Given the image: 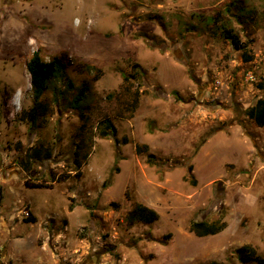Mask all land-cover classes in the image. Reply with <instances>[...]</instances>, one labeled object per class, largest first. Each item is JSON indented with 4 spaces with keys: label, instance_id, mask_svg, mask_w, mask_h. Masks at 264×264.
I'll list each match as a JSON object with an SVG mask.
<instances>
[{
    "label": "rangeland",
    "instance_id": "obj_1",
    "mask_svg": "<svg viewBox=\"0 0 264 264\" xmlns=\"http://www.w3.org/2000/svg\"><path fill=\"white\" fill-rule=\"evenodd\" d=\"M36 52L65 69L31 124ZM126 86L144 93L122 118ZM261 98L264 0H0L1 264H257L242 247L264 261V128L245 114ZM105 119L118 143L98 136ZM150 190L158 221L128 225ZM196 221L225 228L202 240Z\"/></svg>",
    "mask_w": 264,
    "mask_h": 264
},
{
    "label": "trees",
    "instance_id": "obj_2",
    "mask_svg": "<svg viewBox=\"0 0 264 264\" xmlns=\"http://www.w3.org/2000/svg\"><path fill=\"white\" fill-rule=\"evenodd\" d=\"M224 37L226 39H230L232 45L237 49L239 47V39L237 36L233 35L231 32H227ZM247 61H250L247 58ZM137 65H132L131 73L128 76L123 78V86L127 82H136L139 79L140 72L137 70ZM27 72L30 76V85L32 89V107L25 114L26 120L34 124L39 117H44L48 115V106L41 100L44 93L48 90L49 83L51 80L57 78L59 74L63 73L65 69L64 63L60 61V58H54L51 61H44L38 52L34 53L32 57L26 64ZM126 89L127 95L129 96V104L127 108V114H120L122 118L126 116H130V114L137 108L139 103L140 96L144 93V91H139L138 87L132 90L131 87H124ZM82 94V93H81ZM172 95L177 97V93L173 92ZM82 98V95L78 96L75 99L76 107H79V103ZM75 107V106H74ZM246 117L251 120L257 127L264 128V98H261L256 101V103L246 109L245 111ZM102 129L98 132V136L102 139L107 137H113L115 143H118L116 136V128L113 126V123L105 119L102 121ZM81 130L84 129L83 124L80 127ZM124 144H127L128 141L126 139L123 140ZM87 147V148H86ZM81 147H79L80 149ZM86 148V149H85ZM85 151L83 149V153L79 155V152L75 153V168L79 170L83 165L86 159H88L89 151L88 149L91 146H85ZM148 146L143 145H135V154L141 155L146 154V163L149 165H153L155 161V156L151 153H148ZM79 151V150H78ZM33 160H38V152L32 154ZM189 173L192 172V167L189 166L187 168ZM34 188H46L44 185H37ZM159 216L157 213L146 207L140 203H134L130 210L127 212L125 216V221L128 225L133 226L137 223L143 225H151L158 221ZM225 226L223 223L218 222H205V221H196L191 222L188 231L197 237H206V236H214L218 233H221L224 230ZM238 256H241L242 262L246 263L247 260L243 258H249V261L256 262L257 264H264V261L255 255V252L249 247H242L237 250Z\"/></svg>",
    "mask_w": 264,
    "mask_h": 264
},
{
    "label": "crops",
    "instance_id": "obj_3",
    "mask_svg": "<svg viewBox=\"0 0 264 264\" xmlns=\"http://www.w3.org/2000/svg\"><path fill=\"white\" fill-rule=\"evenodd\" d=\"M207 142V141H206ZM205 142V143H206ZM202 146H204V144L202 145ZM202 148V147H201ZM200 148V149H201ZM218 165L217 164H213L211 167L210 166H207V167H205L204 168V170H202V173H204L206 176L208 175V176H211V173H214V171H216V169H218V167H217ZM213 177H211V178H209L210 180L212 179ZM150 187V186H149ZM152 192H151V190H150V192H149V194H148V196H146L145 197V199H143L142 200V202L140 203V204H143V205H145L146 207H148V208H150V209H152V210H154L156 213H157V211L154 209V207H153V202H151L150 200V197H152V194H151ZM140 197V196H139ZM157 197V196H156ZM31 212V211H30ZM71 213V212H70ZM112 214L110 213V214H108V217H110ZM157 215H159V213H157ZM105 219L107 220V216L105 217ZM195 236V235H194ZM214 236H217V235H214ZM197 237V236H196ZM206 237H211V236H206ZM206 237H198V238H200V239H202V240H205V238ZM15 241H17V240H15ZM17 246H19L18 245V241L15 243ZM11 254H12V256H16L18 253H15L13 250H12V252H11ZM2 259V256H1V258H0V260ZM0 264H1V261H0Z\"/></svg>",
    "mask_w": 264,
    "mask_h": 264
},
{
    "label": "flooded vegetation",
    "instance_id": "obj_4",
    "mask_svg": "<svg viewBox=\"0 0 264 264\" xmlns=\"http://www.w3.org/2000/svg\"><path fill=\"white\" fill-rule=\"evenodd\" d=\"M32 174L30 173L29 174V176H31ZM91 254L93 255L94 253H93V251L91 250ZM96 254V253H95ZM98 254V253H97ZM0 258H1V256H0Z\"/></svg>",
    "mask_w": 264,
    "mask_h": 264
},
{
    "label": "built area",
    "instance_id": "obj_5",
    "mask_svg": "<svg viewBox=\"0 0 264 264\" xmlns=\"http://www.w3.org/2000/svg\"><path fill=\"white\" fill-rule=\"evenodd\" d=\"M249 79H252V76L251 75H249ZM26 216H27V214H26Z\"/></svg>",
    "mask_w": 264,
    "mask_h": 264
},
{
    "label": "water",
    "instance_id": "obj_6",
    "mask_svg": "<svg viewBox=\"0 0 264 264\" xmlns=\"http://www.w3.org/2000/svg\"><path fill=\"white\" fill-rule=\"evenodd\" d=\"M213 109V108H212ZM31 177H33V175H31Z\"/></svg>",
    "mask_w": 264,
    "mask_h": 264
}]
</instances>
